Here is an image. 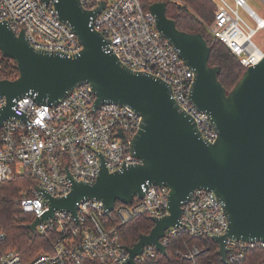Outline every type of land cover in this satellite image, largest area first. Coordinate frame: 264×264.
I'll return each instance as SVG.
<instances>
[{"label": "built area", "instance_id": "2783aa9c", "mask_svg": "<svg viewBox=\"0 0 264 264\" xmlns=\"http://www.w3.org/2000/svg\"><path fill=\"white\" fill-rule=\"evenodd\" d=\"M79 1L88 11L106 4L93 25L109 42L107 51L131 71L167 83L178 105L194 118L206 142L214 144L218 134L210 118L191 101L194 72L158 31L156 17L144 9L145 0ZM217 1L220 4L215 20L205 26L206 30L227 45L246 70L256 66L264 58V49L254 42L264 31V18L245 0H234L237 9L225 0ZM238 9L255 22V28L240 17ZM0 22H7L16 35L24 31L36 50L69 55L82 50L76 34L60 20L53 2L47 5L43 0H0ZM95 102V92L87 83L74 88L55 105H39L31 95L15 101V117L0 126V185L24 177L35 183L15 201L16 208L24 214L36 220L49 212L48 201L37 188L60 199L71 193L72 181L94 184L103 161L110 173L141 163L131 149L142 125L140 114L114 103L96 109ZM6 105V98L0 97V117ZM144 193L142 200L135 198L130 205L117 203L109 216L98 200L80 202L77 217L56 211L53 219L36 228L37 234L56 235L53 254H41L28 262L17 251L2 249L6 236L0 232V264H126L130 247L122 242L121 228L140 216L162 219L170 215L168 188L148 185ZM228 229V217L216 195L198 189L182 207L180 226L166 230L160 243L168 252V246L178 236L214 242ZM182 246L174 255L190 264H203L201 260L210 250L186 241ZM226 249L227 262L239 264L248 252L264 249V242L227 239ZM160 256L168 255L161 254L154 245H146L135 262L158 263Z\"/></svg>", "mask_w": 264, "mask_h": 264}, {"label": "water", "instance_id": "95a60500", "mask_svg": "<svg viewBox=\"0 0 264 264\" xmlns=\"http://www.w3.org/2000/svg\"><path fill=\"white\" fill-rule=\"evenodd\" d=\"M43 2H53L60 20L76 34L82 50L74 55L36 50L24 31L16 35L7 22H0V52L14 61L19 71L17 80L0 81V97L7 100L0 126L15 117V101L31 95L39 105H55L87 83L95 92L96 109L114 103L140 114L142 125L131 149L141 163L110 173L103 161L94 184L72 181L71 193L60 199L37 188L50 210L27 228L37 234V226L53 219L56 211L77 217L78 205L84 200L102 202L109 216L117 203L130 205L135 198L142 200L144 188L154 185L170 190V215L152 218L154 228L128 248L126 264H137L135 258L142 255L146 245H154L168 255L160 239L166 230L180 226L182 207L198 189L213 192L228 217L227 234L213 239L224 264H229L227 239L264 242V58L249 67L228 93L219 81L220 68L209 64L212 48L204 36L179 30L167 17L166 1H155L149 7L158 31L194 72L191 101L210 118L218 134L216 142L209 144L194 118L178 105L167 83L131 71L107 51L109 42L93 25L105 3L88 11L79 0Z\"/></svg>", "mask_w": 264, "mask_h": 264}, {"label": "trees", "instance_id": "16d2710c", "mask_svg": "<svg viewBox=\"0 0 264 264\" xmlns=\"http://www.w3.org/2000/svg\"><path fill=\"white\" fill-rule=\"evenodd\" d=\"M153 2V0H145L144 9L148 11ZM167 3V17L175 21L179 30L204 36L212 48L209 64L220 68L219 81L229 93L243 77L246 69L227 45L206 30L205 26L212 24L215 20L218 9L215 0H172ZM0 76L10 81L19 78L17 64L13 60L4 58L1 52ZM34 186L35 183L27 177L17 178L0 185V232L6 236L2 249L17 251L25 262L41 254H53V243L56 239L55 234L47 236L33 234L27 226L32 224L35 218L30 214H24L15 206V201L22 193ZM153 228L154 223L149 216H140L121 228L122 242L127 247H134L139 238L142 235H149ZM184 241L189 245H199L210 249L201 260L203 264L210 262L224 264L218 255L217 244L211 241L190 240L183 235L171 242L168 246V256H160V262L147 261L141 264H190L174 255L176 250L183 248ZM239 264H264V249L248 252L245 260Z\"/></svg>", "mask_w": 264, "mask_h": 264}, {"label": "rangeland", "instance_id": "374dc122", "mask_svg": "<svg viewBox=\"0 0 264 264\" xmlns=\"http://www.w3.org/2000/svg\"><path fill=\"white\" fill-rule=\"evenodd\" d=\"M113 0H109L112 2ZM233 9H237L234 0H225ZM247 5L261 18H264V0H245ZM217 4H220L219 1L215 0ZM240 17L251 27L255 28V22L249 18V16L242 10L238 9ZM254 42L260 48L264 49V31L259 33L255 38Z\"/></svg>", "mask_w": 264, "mask_h": 264}]
</instances>
